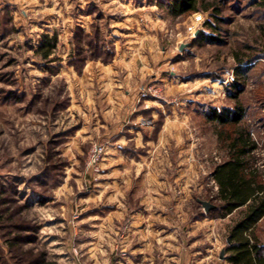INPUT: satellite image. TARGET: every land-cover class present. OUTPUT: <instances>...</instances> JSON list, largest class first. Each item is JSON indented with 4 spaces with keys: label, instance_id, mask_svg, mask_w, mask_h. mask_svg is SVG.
Segmentation results:
<instances>
[{
    "label": "rangeland",
    "instance_id": "obj_1",
    "mask_svg": "<svg viewBox=\"0 0 264 264\" xmlns=\"http://www.w3.org/2000/svg\"><path fill=\"white\" fill-rule=\"evenodd\" d=\"M171 1L36 0L25 2L27 9L15 3L0 9V264L40 258L57 264H229L228 227L237 212L226 226L196 200L217 204L210 173L225 151L212 111L233 109L235 95L245 110L241 124L257 143V165L263 166L264 0H198L196 11L182 15L174 14ZM46 36L55 46L44 58ZM115 58L119 78L133 69L136 76L144 74L132 87L135 104L149 102L157 109L152 118L134 115L127 123L153 126L156 138L168 113L184 136L163 148L124 147L135 158L151 151L143 168L170 171L168 185L161 178V191L168 193L161 209L166 221L156 220L154 210L151 224L155 231L164 228L147 247L143 238L133 240L129 215L135 207L119 221H102L114 214L112 180H106L103 196L98 186L112 136L86 137L91 130L80 131L90 98L86 65L106 66ZM143 92L149 95L140 98ZM98 146L104 152L96 173L88 159ZM131 193L123 194L127 207ZM205 217L218 225L193 257L185 249L187 237L180 239L181 220ZM166 233H172L174 245L159 240ZM256 235L264 245V219ZM133 245L138 250L132 253Z\"/></svg>",
    "mask_w": 264,
    "mask_h": 264
},
{
    "label": "crops",
    "instance_id": "obj_2",
    "mask_svg": "<svg viewBox=\"0 0 264 264\" xmlns=\"http://www.w3.org/2000/svg\"><path fill=\"white\" fill-rule=\"evenodd\" d=\"M33 1L36 0H0V9L11 3L13 6L15 3L17 9H19L20 6L23 7V9H27L29 5H26L25 2L31 3ZM115 61H117V58L106 66L94 62L87 63L83 74L91 75L89 76L91 78L88 80V86H90L88 88L90 94L88 95L90 98L86 102L89 103V108H87L85 113L86 120H83L80 131H85L87 129L91 130L90 134H87L88 136L86 135V137H92L93 135L104 136L105 133L109 132L112 136V144L108 146V150L101 163L103 180L98 186L99 188L102 186L103 189L105 184H108L106 180H108L109 177L110 180H112L113 196L110 197L109 200L112 201L114 214H112V216H103L102 221H104V223H109L110 218L119 221L121 217L124 218L126 216V209L135 207V212L129 215L131 222L130 226L132 227L131 231L134 234L133 240L135 237L139 239L143 238L145 241L144 245L147 247L149 244H153L154 240H157L160 230L164 228V226L159 225V229L157 228L159 231H155L152 229L151 224L153 222L152 216L154 210L156 214L159 215L158 218H155L156 220L162 221L163 224L166 221L165 218L163 219L164 213L161 209L167 205L165 199L168 193H162L161 191V187H163L161 184L165 182L162 181L163 179L161 178L166 177L168 185V173L170 171L164 170L158 173V170H155V173L154 169H147L148 167L143 168L144 166H142V163L143 161L146 162V160L152 156L151 151V154L145 153L143 155H137L135 158L134 155L124 154V147L126 144L133 143L135 148L140 147V145H145L146 148L149 147L148 145H156L158 148H163L172 144H180V140L182 137L184 138V136L180 123L175 122L172 117L173 115H168L163 108H161L163 109L161 111L165 112L166 115H164V121L158 130L156 138L153 135L155 130L153 126L150 128L138 129V127L136 128L132 124L127 123L128 119L134 115L136 117L146 116L152 118L156 113V111H154L156 108L151 106L149 102H145L139 106L135 104L136 94L132 87L141 80L140 77H144V74L136 76V70L133 69L131 74H127L124 79H121L119 78L120 75H117L113 71L114 65H116ZM122 63L127 64V61L124 60ZM141 73H143L142 70ZM98 85L102 88L96 90L95 86L98 87ZM168 158L166 161L170 162ZM109 165L112 166L106 168ZM170 166L171 163L165 165L167 169H169ZM180 173V170L176 171V174L173 173V176L177 178L176 180H179L181 177ZM210 174L212 176V173ZM158 177L160 181H158ZM105 191V189H103V191L99 189V193L102 196ZM126 192L127 194L132 192L127 201V203H129L128 207L125 205L126 198L124 199L123 196ZM107 198L109 197H104L106 200ZM129 200L133 202L130 203L131 201ZM196 201L199 203L200 200L198 199ZM234 214L235 212L225 218L219 219V223L221 222L227 226ZM138 225H141V227L138 228ZM216 225H218L217 222L206 217L191 223H187L184 219L181 220L179 235L180 239L187 237L186 241L189 245L188 248H185L186 251L191 253L193 257L199 256L202 250L200 246L204 243V238L207 237V239H210L212 235L215 234L213 228H216ZM171 236L172 233H166V235L159 237V240L163 241L167 238L166 246L168 247L169 245H174V242H172L174 238L171 240ZM213 237L215 240L214 242H217L218 237L215 235ZM132 250L131 252L133 253L138 249L133 245Z\"/></svg>",
    "mask_w": 264,
    "mask_h": 264
},
{
    "label": "trees",
    "instance_id": "obj_3",
    "mask_svg": "<svg viewBox=\"0 0 264 264\" xmlns=\"http://www.w3.org/2000/svg\"><path fill=\"white\" fill-rule=\"evenodd\" d=\"M197 3L198 0H172L170 7L174 14L182 15L196 11ZM54 42V39L44 37L40 48L44 58L50 55ZM233 98L236 100L233 109L212 111L211 119L218 123L215 132L225 156L212 172L218 187L217 204L208 213L218 214L219 218L234 212L238 214L228 227L226 260L229 264H264V245L256 235V227L264 219V168L257 165L254 156L257 143L252 140L247 126L241 124L245 110L237 95ZM27 264L57 263L40 258Z\"/></svg>",
    "mask_w": 264,
    "mask_h": 264
},
{
    "label": "built area",
    "instance_id": "obj_4",
    "mask_svg": "<svg viewBox=\"0 0 264 264\" xmlns=\"http://www.w3.org/2000/svg\"><path fill=\"white\" fill-rule=\"evenodd\" d=\"M149 95L146 92H143L140 96V98L147 97ZM104 148L102 146H98L92 150L90 153V158L88 159V167L91 168L93 171L98 173V163L101 160V157L103 155ZM263 168V166H261Z\"/></svg>",
    "mask_w": 264,
    "mask_h": 264
},
{
    "label": "water",
    "instance_id": "obj_5",
    "mask_svg": "<svg viewBox=\"0 0 264 264\" xmlns=\"http://www.w3.org/2000/svg\"><path fill=\"white\" fill-rule=\"evenodd\" d=\"M199 203L203 207L205 213H208L210 210L214 209V205H212L210 202L199 201ZM227 243L229 244V239H227ZM220 258L221 259L224 258V252L223 251L220 252Z\"/></svg>",
    "mask_w": 264,
    "mask_h": 264
}]
</instances>
